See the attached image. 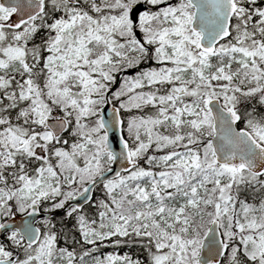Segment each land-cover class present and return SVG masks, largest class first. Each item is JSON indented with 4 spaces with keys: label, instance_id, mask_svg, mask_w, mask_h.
Segmentation results:
<instances>
[{
    "label": "snow or ice",
    "instance_id": "snow-or-ice-1",
    "mask_svg": "<svg viewBox=\"0 0 264 264\" xmlns=\"http://www.w3.org/2000/svg\"><path fill=\"white\" fill-rule=\"evenodd\" d=\"M261 109L264 0H0V264H264Z\"/></svg>",
    "mask_w": 264,
    "mask_h": 264
},
{
    "label": "trees",
    "instance_id": "trees-1",
    "mask_svg": "<svg viewBox=\"0 0 264 264\" xmlns=\"http://www.w3.org/2000/svg\"><path fill=\"white\" fill-rule=\"evenodd\" d=\"M43 36H44L43 33L38 34L36 37V42H39ZM148 66L149 65H142V67H148ZM145 111L151 112V109H146ZM261 111H264V109H261ZM103 195H104L103 192L98 188L95 191L94 199L103 198ZM87 211L89 212V214H92L95 211V209L92 208L91 206H89L87 208ZM62 215H63L62 212L58 213L57 218L59 219ZM110 252H119L121 255L128 253V254L134 256L135 258H139L142 260H145V257H146V253L143 251L142 248H140L138 246H122V247L117 248V247L112 246L111 244H108V246L101 247L100 252L97 254L103 255V254H107ZM145 264H147L146 260H145ZM225 264H226V262H225Z\"/></svg>",
    "mask_w": 264,
    "mask_h": 264
},
{
    "label": "water",
    "instance_id": "water-1",
    "mask_svg": "<svg viewBox=\"0 0 264 264\" xmlns=\"http://www.w3.org/2000/svg\"><path fill=\"white\" fill-rule=\"evenodd\" d=\"M13 18H14V20L16 19L15 16H14ZM133 71H135V70H133ZM119 80H120V77H118V81H119ZM108 111L110 112V109H108ZM114 168H115L116 170H119V166H118V165L114 166ZM41 215H43V214H41ZM20 219H21V217L18 215L17 218H16V222L18 223V222L20 221ZM0 238L3 239V237H0Z\"/></svg>",
    "mask_w": 264,
    "mask_h": 264
},
{
    "label": "rangeland",
    "instance_id": "rangeland-1",
    "mask_svg": "<svg viewBox=\"0 0 264 264\" xmlns=\"http://www.w3.org/2000/svg\"><path fill=\"white\" fill-rule=\"evenodd\" d=\"M134 257V256H133ZM135 258V257H134Z\"/></svg>",
    "mask_w": 264,
    "mask_h": 264
},
{
    "label": "bare ground",
    "instance_id": "bare-ground-1",
    "mask_svg": "<svg viewBox=\"0 0 264 264\" xmlns=\"http://www.w3.org/2000/svg\"><path fill=\"white\" fill-rule=\"evenodd\" d=\"M143 255V254H142Z\"/></svg>",
    "mask_w": 264,
    "mask_h": 264
}]
</instances>
